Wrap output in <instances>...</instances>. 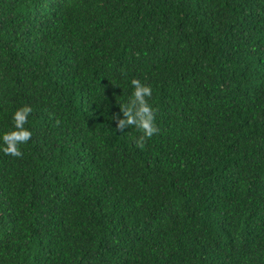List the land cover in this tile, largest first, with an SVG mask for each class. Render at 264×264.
Instances as JSON below:
<instances>
[{"label": "trees", "instance_id": "obj_1", "mask_svg": "<svg viewBox=\"0 0 264 264\" xmlns=\"http://www.w3.org/2000/svg\"><path fill=\"white\" fill-rule=\"evenodd\" d=\"M24 105L0 264H264V0H0V135Z\"/></svg>", "mask_w": 264, "mask_h": 264}, {"label": "clouds", "instance_id": "obj_2", "mask_svg": "<svg viewBox=\"0 0 264 264\" xmlns=\"http://www.w3.org/2000/svg\"><path fill=\"white\" fill-rule=\"evenodd\" d=\"M132 94L120 106L123 118H118L117 126L120 129L135 126L145 137H152L157 131L155 125L154 108L149 103L153 94L151 85L143 83L141 80L133 78L130 81ZM32 108L28 105L17 108L12 114L13 126L10 130L0 135V152L12 156H21L20 146L26 144L32 133L25 124L29 122V115Z\"/></svg>", "mask_w": 264, "mask_h": 264}]
</instances>
